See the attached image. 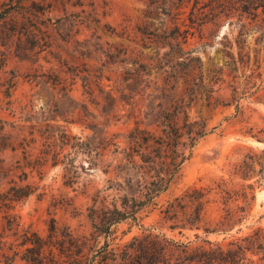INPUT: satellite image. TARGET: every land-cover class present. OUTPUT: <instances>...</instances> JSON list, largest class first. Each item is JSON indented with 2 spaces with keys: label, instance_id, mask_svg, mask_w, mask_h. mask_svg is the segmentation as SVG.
<instances>
[{
  "label": "rangeland",
  "instance_id": "rangeland-1",
  "mask_svg": "<svg viewBox=\"0 0 264 264\" xmlns=\"http://www.w3.org/2000/svg\"><path fill=\"white\" fill-rule=\"evenodd\" d=\"M145 10V0H0V264H35L26 258L37 257L38 264H125L129 245L148 244L145 228L170 239L169 252L182 250L174 242L192 241L195 248L203 244V231L197 239L195 231L172 230L162 205L190 186L221 177L241 182L233 178L234 165L250 149L264 152V141L248 133L264 138V45L251 28L245 50L253 75L246 80L252 70L236 72L239 95L250 90L241 112L195 104L192 117L219 127L197 143L168 190L144 212L143 227L130 219L105 222L116 192L112 186L121 179L112 175L113 147L99 149L95 133H128L138 108L157 104L162 92L156 88L164 85L155 69L138 71L166 50L144 44L139 28L151 23L158 31L162 17L147 19ZM259 13L258 23L264 8ZM237 21V15L211 20L190 37L187 48L201 58L203 73L224 63L226 37L234 43ZM184 87L183 80L172 91L165 86V105ZM255 165L256 175L247 181L255 183L248 217L228 233L207 236L224 248L264 229V166ZM216 215L211 206L206 220ZM137 253L131 264L146 262L147 255ZM259 256L256 264H264Z\"/></svg>",
  "mask_w": 264,
  "mask_h": 264
},
{
  "label": "trees",
  "instance_id": "trees-1",
  "mask_svg": "<svg viewBox=\"0 0 264 264\" xmlns=\"http://www.w3.org/2000/svg\"><path fill=\"white\" fill-rule=\"evenodd\" d=\"M145 5L147 19L160 14L162 17L158 31L150 28L151 23L145 29L139 28L144 35V44L154 46L156 50H166L162 56L158 54L154 62L141 64L138 71L149 74L155 69L161 75L164 87L156 88L162 92L157 104L152 100L144 109L138 108L134 126L128 133L111 136L106 132L95 133L99 149L113 147V161L117 163L116 174L112 175L121 179L112 186L116 192L112 207L106 211L109 214L105 222L110 225L130 219L142 226L144 212L156 205V199L168 190L174 176L192 155L193 148L219 127L209 128L205 120L192 117L190 111L195 104L201 102L213 108L234 106L236 115L241 112V100L250 90L239 95L236 72L239 68L252 70L246 80L253 75L250 50H245L248 47L246 35L251 28L260 32L256 41L264 45V18L258 23L264 0H145ZM236 15L240 28L234 43L226 37L230 45L229 50L224 51V63L203 73L201 58L193 55L194 49L187 48L190 37L211 20ZM257 61L255 58L254 64ZM195 70L198 72L193 74ZM180 80L185 84L183 94L165 105V86L172 91ZM250 82L248 80L246 85ZM132 106L135 108L134 104ZM263 132L264 129L260 130ZM248 133L264 141L258 134ZM256 163L264 166V152L258 154L250 149L234 165L233 178L239 177L241 182L233 183L221 177L208 186H190L162 205V216L172 230L179 229L180 233L195 231L197 239L201 238L199 232L203 231L206 236L203 244L191 248L192 241L186 244L174 242L171 244L183 248L179 253L169 252L171 240L145 228L148 232L144 240L148 244L145 248H137L135 243L129 245L124 251L125 264H131L134 257L139 256L138 251L147 256L146 262L141 260L136 264H256L254 257L261 252L263 255L259 259L264 262L262 228L231 241L228 248L207 237L213 233H228L248 217L255 199V183L247 181L256 175ZM211 206H215L217 215L206 220ZM138 240L139 237H134V241ZM154 243L156 246L152 247ZM31 249L28 247L27 251ZM37 254L41 255V250ZM26 259L29 263H41L39 257Z\"/></svg>",
  "mask_w": 264,
  "mask_h": 264
}]
</instances>
